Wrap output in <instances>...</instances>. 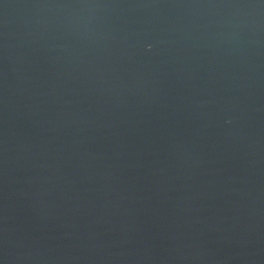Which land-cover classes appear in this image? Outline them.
Listing matches in <instances>:
<instances>
[{
	"label": "water",
	"instance_id": "water-1",
	"mask_svg": "<svg viewBox=\"0 0 264 264\" xmlns=\"http://www.w3.org/2000/svg\"><path fill=\"white\" fill-rule=\"evenodd\" d=\"M0 264H264V0H0Z\"/></svg>",
	"mask_w": 264,
	"mask_h": 264
}]
</instances>
